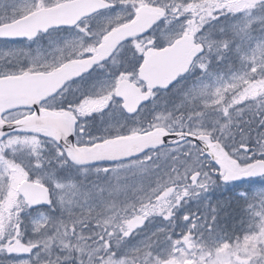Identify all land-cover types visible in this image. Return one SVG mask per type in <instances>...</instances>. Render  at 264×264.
Segmentation results:
<instances>
[{
	"label": "snow or ice",
	"instance_id": "6c2138e0",
	"mask_svg": "<svg viewBox=\"0 0 264 264\" xmlns=\"http://www.w3.org/2000/svg\"><path fill=\"white\" fill-rule=\"evenodd\" d=\"M0 264H264V0H0Z\"/></svg>",
	"mask_w": 264,
	"mask_h": 264
}]
</instances>
